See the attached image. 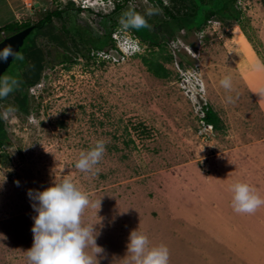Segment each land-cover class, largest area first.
I'll return each mask as SVG.
<instances>
[{
  "label": "rangeland",
  "instance_id": "1",
  "mask_svg": "<svg viewBox=\"0 0 264 264\" xmlns=\"http://www.w3.org/2000/svg\"><path fill=\"white\" fill-rule=\"evenodd\" d=\"M68 1L23 0L13 17L0 0V40L10 22L35 24L63 11L52 25L32 30L18 52L23 59L2 74L18 78L35 59L44 60L39 82L17 90L27 96L26 110L14 92L0 100L8 142L0 147V264H27L36 195L68 177L93 202L100 199L99 264H126L129 234L137 228L151 244L168 247L169 264H264V206L237 213L231 192L244 181L264 198V0H237L239 23L210 17L172 38L159 22L169 20L166 11L191 14L188 0H115L118 9L114 0H78L85 10L66 9ZM150 4L161 9L146 17L150 28L120 31L131 5L143 14ZM218 7L203 0L204 10ZM76 26L96 38L111 33L114 47L88 51ZM237 27L262 70L239 49ZM36 48L42 52L32 60ZM63 56L69 60L61 62ZM143 58L162 62L167 74L154 75ZM225 75L232 77L231 92L219 83ZM9 106L15 111L6 114ZM206 108L219 117L218 128L204 122ZM99 139L106 152L98 174L80 172L79 153ZM98 217L89 207L83 219Z\"/></svg>",
  "mask_w": 264,
  "mask_h": 264
},
{
  "label": "clouds",
  "instance_id": "2",
  "mask_svg": "<svg viewBox=\"0 0 264 264\" xmlns=\"http://www.w3.org/2000/svg\"><path fill=\"white\" fill-rule=\"evenodd\" d=\"M160 11L158 6L150 4L142 14L131 5L119 19L120 31L150 28L146 17L159 14ZM129 43L131 44V41ZM9 57L23 59L10 44L0 49V63H7ZM20 83L15 76L7 74L0 76V100L6 99ZM219 83L226 91H233L230 75H225ZM226 102L233 103V97L227 96ZM13 111L15 109L9 106L6 114ZM105 152L106 141L99 139L91 148L79 153L74 166L82 173L95 176L98 174L97 165ZM231 192L232 208L237 213L253 214L264 206V198L247 182H235L231 186ZM36 200L38 203L34 204L33 208L37 215L33 217L34 223L31 228L33 244L26 251L27 264H99L97 257L104 253V249L96 243L100 233L94 225L101 219L97 216L100 199L93 202L89 194L68 177L55 180L52 186L38 192ZM89 207L99 218L98 222L85 224L83 217ZM126 257V264H169L170 253L163 243L151 244L148 236L137 228L129 234Z\"/></svg>",
  "mask_w": 264,
  "mask_h": 264
},
{
  "label": "trees",
  "instance_id": "3",
  "mask_svg": "<svg viewBox=\"0 0 264 264\" xmlns=\"http://www.w3.org/2000/svg\"><path fill=\"white\" fill-rule=\"evenodd\" d=\"M124 1H128V0H124ZM215 1H217L219 4L218 8L216 9L210 8V9L204 10L202 8L203 0H188L189 4L191 5L193 9V12L191 14H186L184 16H176L166 11L167 15L169 16V20L159 22L161 31H163V34L165 35L166 38H172L176 30L185 29L187 31H191L192 29L198 27L200 23L206 22L210 17L217 18L218 21L220 22H224V21H236L238 23L240 22L241 12H240V9L236 5L237 0H215ZM114 2L116 3L115 0ZM73 7H74V3L71 1H68L65 4L66 9H71V8L73 9ZM115 7L116 9L119 8L118 2L116 3ZM78 10L80 11V9ZM62 13H63L62 10L55 9V10L45 13L42 19L38 20L35 24L29 23V22L19 23V24L16 22L9 23V24H6L3 28H1V30L5 31L7 33V37H9L30 26H33V29H42L46 26V24L52 25L53 18L61 19ZM197 16H198V20H196ZM147 22L151 26V24L153 23V20L147 19ZM76 29L84 31V33L81 34V32H78L77 30L75 34H76L77 39L84 46L87 47L88 51L90 49H94L95 51L97 50L106 51L109 47H114V43L111 38V33H108L103 38H96V37H93L88 31L84 29L78 28L77 26H76ZM155 34L156 33H152L154 37H155ZM2 40L3 39H1L0 42ZM61 40H65L67 42V38L63 39L62 37ZM155 43L158 44L157 38H156ZM40 51L42 52L41 48L39 49L36 48L32 52H29L33 54L36 53L31 56V59L34 60L36 56L38 57L39 54L41 55ZM164 59L167 60L168 58H164ZM68 60H69L68 56H63V59L61 60V62L68 61ZM34 61L35 62L32 64L33 66L26 68L24 71L21 72L20 74L21 76L18 77V79L21 81L20 86L16 90L13 91L15 93V96L13 97L16 99L19 107L22 110H26L27 96L25 94L19 95V93L17 92L19 90L26 91L29 87L36 85L41 78V73L44 68L43 59L40 60L39 58L38 61H36V59ZM143 61H144L145 66H147L148 70H150L154 75L161 77L167 74L166 68L163 66L162 62L158 61L157 59L147 60L146 58H143ZM204 112H205L204 118H203L204 122L208 125H211L213 128H218L219 127V117L209 108H206ZM6 143H8L7 136L3 129L2 116L0 112V147H2Z\"/></svg>",
  "mask_w": 264,
  "mask_h": 264
},
{
  "label": "water",
  "instance_id": "4",
  "mask_svg": "<svg viewBox=\"0 0 264 264\" xmlns=\"http://www.w3.org/2000/svg\"><path fill=\"white\" fill-rule=\"evenodd\" d=\"M33 30V26H30L24 30H21L9 37L4 38L0 42V49H3L6 45L10 44L13 49H15L17 52H19L20 47L23 45L24 40L26 37L30 34V32ZM13 59L9 57V60L7 63H0V76L4 73L6 68L12 63Z\"/></svg>",
  "mask_w": 264,
  "mask_h": 264
},
{
  "label": "bare ground",
  "instance_id": "5",
  "mask_svg": "<svg viewBox=\"0 0 264 264\" xmlns=\"http://www.w3.org/2000/svg\"><path fill=\"white\" fill-rule=\"evenodd\" d=\"M236 41L239 49L244 54V56L247 59V62L249 65L255 70L259 71L262 70V64L259 61L257 55L255 54L254 50L252 49L250 43L245 38V36L242 34V32L239 30V28H236Z\"/></svg>",
  "mask_w": 264,
  "mask_h": 264
},
{
  "label": "crops",
  "instance_id": "6",
  "mask_svg": "<svg viewBox=\"0 0 264 264\" xmlns=\"http://www.w3.org/2000/svg\"><path fill=\"white\" fill-rule=\"evenodd\" d=\"M18 1V2H17ZM21 1L23 0H4V2L6 3V7L7 9H10L12 11V15L14 17V15H16L17 11L15 10L17 6L21 5L19 3H21ZM14 3H17L16 6H14ZM3 11V10H2ZM0 13H1V9H0ZM18 23L17 21L14 22H10V23ZM9 24V23H8Z\"/></svg>",
  "mask_w": 264,
  "mask_h": 264
},
{
  "label": "built area",
  "instance_id": "7",
  "mask_svg": "<svg viewBox=\"0 0 264 264\" xmlns=\"http://www.w3.org/2000/svg\"><path fill=\"white\" fill-rule=\"evenodd\" d=\"M69 1L73 2L75 5H77L78 7L82 8L83 10H85V8L87 9L86 5L84 3L80 4V2H78V0H69ZM79 1H81V0H79ZM100 1L105 3V2H110L111 0H100ZM114 38H115V36H114ZM101 53L104 54L103 51H101ZM96 54H99V53L97 52Z\"/></svg>",
  "mask_w": 264,
  "mask_h": 264
}]
</instances>
